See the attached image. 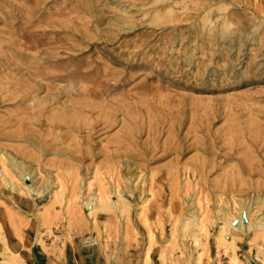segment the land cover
Segmentation results:
<instances>
[{"label": "rangeland", "instance_id": "1", "mask_svg": "<svg viewBox=\"0 0 264 264\" xmlns=\"http://www.w3.org/2000/svg\"><path fill=\"white\" fill-rule=\"evenodd\" d=\"M0 54V146L60 190L0 181V264L83 259L92 246L106 264H198L180 230L193 207L210 230L194 245L199 264H264V234L240 231L236 249L217 235L218 206L264 197V0H0ZM91 90L110 116L52 126ZM127 166L138 188L129 212L85 206L94 192L119 204ZM253 207L254 224L264 203Z\"/></svg>", "mask_w": 264, "mask_h": 264}, {"label": "bare ground", "instance_id": "2", "mask_svg": "<svg viewBox=\"0 0 264 264\" xmlns=\"http://www.w3.org/2000/svg\"><path fill=\"white\" fill-rule=\"evenodd\" d=\"M166 6V5H165ZM201 20V19H200ZM228 26H229V22H226L225 24V31H228ZM231 26V25H230ZM232 27V26H231ZM235 27V26H234ZM220 30V29H219ZM231 32V31H230ZM254 40V39H253ZM251 41V40H250ZM229 48V47H228ZM0 60H3L2 55L0 54ZM38 77H42L43 79H48L50 78V75H48L47 73H42L40 70V73L38 74ZM37 77V76H36ZM52 78H54V76H51ZM56 78H59L58 76H55ZM60 78H62L60 76ZM50 89V88H49ZM84 94L88 95L89 98L87 99H83L80 101H75L73 103H71V101H69L71 104H68V107L64 108L63 110H60L59 112H56L53 115V119H51V123L52 126L54 127H63V126H67L70 129L74 130V131H78V125L79 123L76 121V117L80 115V113L82 112H90L92 115L97 114L96 110L98 108H100L102 114L100 113V115L97 116L96 120L97 122H101L102 119H100L99 117L103 118V117H108L111 115V109L106 108L105 107V102H102V98L104 96V92L103 91H97V90H91L88 93ZM25 98H27V94H25V96H22V99L24 100ZM57 96H52L50 98H48L47 100H44L43 102L39 103L38 109L35 112V114H39L40 112H43L46 107L48 102L50 101H56L57 100ZM90 98H93L94 101H92ZM105 100V99H104ZM104 103V104H103ZM66 104V103H65ZM63 108V107H62ZM71 120L69 122H67L68 120ZM67 122L68 124H63ZM172 124V123H171ZM97 129V128H96ZM129 129V128H127ZM101 131V130H100ZM172 137V136H171ZM176 138V137H175ZM174 138V139H175ZM172 139V138H171ZM119 140H116V142H118ZM175 142V141H174ZM176 143V142H175ZM179 145V144H178ZM164 146V145H163ZM164 148V147H163ZM178 150V146L175 147ZM168 149L166 147L164 148L165 151H168ZM174 149V148H173ZM179 152H183L182 149ZM0 154H1V161L2 163H4L2 167H6V164L4 162L5 159H8V165H10L11 167V171H12V175L10 176L8 174L7 171H2L3 173L0 176V181H3L4 184L8 187H11L13 190L17 189V183L16 181H20L21 185H23L25 187V189L28 191V193L30 195H37L40 197H45L47 196V194L49 193H53L51 191H53V184H51L49 182L48 179H46L41 186H38V179H37V171L34 170L32 168L31 165H29L25 160L20 159L17 155H14L13 153L9 152L7 149H2L0 146ZM63 160V159H62ZM66 160V159H64ZM72 162V161H71ZM69 164V163H68ZM69 166V165H68ZM71 167V166H70ZM128 167V172L126 173V175L123 177L126 179V181H128L127 186L125 189H120V197L122 198V201L118 204L116 201H106L107 198L112 197V195L110 194H106V195H99L97 194V192H94L90 195L87 196V200H86V205L92 212L94 211H98V210H102L103 212H113L116 209H119L121 211L122 214H126L127 212H129L130 207H131V202L128 198L127 194H131V195H135V193L137 192L138 188H135L132 185V181H135V174L132 173V166H127ZM69 168V167H68ZM4 169V168H3ZM72 169V168H71ZM2 170V169H1ZM39 170V169H38ZM65 170V169H64ZM61 171V170H60ZM72 171V170H71ZM71 171H68L69 173ZM197 171V172H196ZM119 173V172H118ZM187 174L191 175L192 172H190L189 170H187L186 172ZM194 176H198L199 175V171L195 170L193 171ZM50 174V173H49ZM97 174V173H96ZM95 174V176H96ZM197 174V175H196ZM57 174H55L56 176ZM71 175V173H70ZM142 175V174H141ZM51 176V174H50ZM69 176V175H68ZM94 176V175H93ZM114 176V175H113ZM119 176V175H118ZM99 177V176H98ZM97 178V176H96ZM111 178V177H110ZM65 179V178H64ZM82 179V178H81ZM83 179L85 180L86 178L83 177ZM117 179V178H116ZM77 180V179H76ZM96 180L95 177L93 178V181ZM155 180L157 181H178L179 180V171L177 172H169L167 175L165 176H160L157 177ZM29 181L31 182V184L29 183ZM59 181V179H58ZM56 181V182H58ZM75 181V180H74ZM92 181V182H93ZM117 181V180H116ZM2 182V183H3ZM11 182V184H10ZM55 183V182H54ZM59 183V182H58ZM91 183V182H90ZM89 183V184H90ZM153 183V182H152ZM61 184V183H60ZM88 184V185H89ZM117 184V183H116ZM187 184V183H186ZM135 185V184H134ZM188 185V184H187ZM187 185H186V189H187ZM62 186V184H61ZM60 186V187H61ZM91 187V185H89ZM88 186V187H89ZM152 186V184H151ZM196 185H194L195 187ZM118 187V185H117ZM128 187V188H127ZM143 187V186H142ZM120 188V187H119ZM197 186L195 187L196 190ZM90 189V188H87ZM143 189V188H142ZM151 189V188H150ZM234 189V188H232ZM66 190V189H65ZM188 190V189H187ZM186 190V191H187ZM200 190V189H199ZM59 189L54 190V193L52 194V197H58L59 196ZM88 191V190H87ZM151 192V191H150ZM192 192V191H190ZM127 193V194H126ZM206 193V192H205ZM9 194V193H7ZM118 194V193H117ZM194 194V193H193ZM11 195V194H10ZM14 195V194H12ZM11 195V196H12ZM205 195V194H204ZM60 196H62L60 194ZM153 195H151L152 198ZM63 197V196H62ZM150 197V196H149ZM191 197V196H190ZM12 198V197H11ZM14 198V196H13ZM16 198V197H15ZM37 198V197H36ZM55 198V199H56ZM59 198V197H58ZM189 198V197H188ZM198 201H199V197ZM53 198V200H55ZM74 199H76V197H74ZM73 199V200H74ZM149 199V198H148ZM187 199V197H186ZM185 199V200H186ZM18 200V199H16ZM20 200V199H19ZM151 200V199H150ZM256 201L253 202L254 203H264V197L262 195H258L255 198ZM56 201V200H55ZM85 201V200H84ZM118 201V199H117ZM197 201V202H198ZM24 202V201H22ZM21 202V203H22ZM63 202V201H62ZM69 202V201H68ZM225 202V201H224ZM230 202V201H229ZM56 204V203H55ZM199 204V202H198ZM225 204V203H224ZM253 204H251V202L246 203L244 201H241L238 204H235L234 202V207H227L226 206H218V211L217 213H219L218 219L220 224L218 225V231H217V235L219 237L220 242L221 241H230L229 244L236 249V242L238 240V235L239 232H245L246 230L248 231H254L257 234H264V212L258 216L257 221L253 224L251 221V216L253 215ZM28 205V204H27ZM57 205V204H56ZM55 205V206H56ZM219 205V204H218ZM29 206V205H28ZM236 206V207H235ZM256 206V205H255ZM193 207V206H192ZM189 208V207H188ZM199 208V207H198ZM144 209V208H143ZM216 209V208H215ZM235 209H237V211H234ZM70 210V209H69ZM148 210V209H147ZM202 211V210H200ZM70 213V212H69ZM188 213V211H187ZM211 213V212H210ZM209 213V214H210ZM59 214V213H58ZM204 214V213H203ZM91 215V213H90ZM98 218H101L104 213H97L96 214ZM119 215H121L119 213ZM130 215V214H129ZM28 216V215H27ZM123 216V215H122ZM121 216V217H122ZM187 216V215H186ZM120 217V216H119ZM253 217V216H252ZM245 219L250 220L249 223L247 221H245ZM54 220V219H53ZM167 220V219H166ZM177 221V220H176ZM129 222V221H128ZM148 222V220H147ZM158 223V222H157ZM147 224V223H146ZM160 224V223H159ZM177 224V223H176ZM148 225V224H147ZM122 226V225H121ZM123 230V229H122ZM181 235L183 236L182 242L184 244V246L189 250L191 258L194 259V261H199L198 264L201 262V258L200 256H196L195 258V249H194V245H202L203 241L200 238L201 237V233H206L207 235L210 233V230L208 229V224L206 222V219H201L198 215L197 209L196 207H193L191 210V214L190 216L187 218L186 220L183 221L182 225H181ZM175 231V230H174ZM122 232V231H121ZM247 232V231H246ZM167 234V233H166ZM125 235V234H124ZM244 235V234H243ZM122 236V235H121ZM193 236V237H192ZM229 236L233 237V240L231 241L230 238H228ZM248 236V235H247ZM256 236V235H255ZM258 236V235H257ZM256 236V238H257ZM91 237V236H90ZM193 238V241L190 242L191 239L189 238ZM218 237H216L218 239ZM119 238V237H118ZM171 238H174L173 235ZM261 238V237H260ZM263 238V237H262ZM82 239V238H81ZM216 239V240H217ZM79 240V239H78ZM92 240V239H91ZM120 240V239H119ZM166 240V238H165ZM176 240V239H175ZM255 240V239H254ZM254 240H252L254 242ZM84 241V240H83ZM81 241V242H83ZM78 243V242H77ZM87 243V242H86ZM107 243V242H106ZM109 243V242H108ZM162 243V242H161ZM85 244V243H84ZM219 244V243H218ZM78 245V244H77ZM108 245V244H107ZM110 245V244H109ZM161 245V244H160ZM220 245V244H219ZM226 245V244H225ZM224 245V246H225ZM123 246V245H122ZM243 246V245H242ZM76 247V246H74ZM116 247V246H115ZM218 247V245H217ZM220 247V246H219ZM262 247V246H261ZM229 248V247H228ZM179 249V248H178ZM253 249V248H252ZM264 249V248H263ZM44 250V249H43ZM119 250V249H118ZM227 250V249H226ZM233 250V249H232ZM4 251V250H3ZM2 251V253H3ZM150 251V250H149ZM147 251V253L149 252ZM263 251V250H262ZM5 252V251H4ZM227 252V251H226ZM131 253V252H130ZM259 254V253H258ZM120 255V254H119ZM201 255V254H200ZM14 255H12L11 259H7L6 257H4L5 260V264H23L22 261L18 260L17 258L13 257ZM18 257V256H17ZM131 257V256H130ZM129 257V258H130ZM148 257V255H147ZM203 257V256H202ZM111 257L109 256V259ZM128 258V259H129ZM132 258V257H131ZM146 258V257H145ZM119 261L122 260L121 257L118 258ZM127 259V261H128ZM147 259V258H146ZM112 260V259H111ZM137 260V259H136ZM145 260V259H144ZM133 261V260H132ZM147 261V260H146ZM145 261V262H146ZM126 262V261H125ZM140 262V261H139ZM205 263L207 261H204ZM234 262L235 264H238V259L235 257L234 258ZM92 263V262H91ZM107 263V262H106ZM117 263V262H116ZM133 263V262H132ZM204 263V264H205ZM134 264V263H133ZM260 264V263H259Z\"/></svg>", "mask_w": 264, "mask_h": 264}, {"label": "crops", "instance_id": "3", "mask_svg": "<svg viewBox=\"0 0 264 264\" xmlns=\"http://www.w3.org/2000/svg\"><path fill=\"white\" fill-rule=\"evenodd\" d=\"M91 253L88 254V256L84 257L83 259H78L73 257L70 253L63 259H51L49 261L45 262H39L38 260L30 262H25L23 264H106L104 263L103 257L101 255L99 256L97 254L96 248L91 247ZM93 250V251H92ZM92 262V263H91Z\"/></svg>", "mask_w": 264, "mask_h": 264}, {"label": "water", "instance_id": "4", "mask_svg": "<svg viewBox=\"0 0 264 264\" xmlns=\"http://www.w3.org/2000/svg\"><path fill=\"white\" fill-rule=\"evenodd\" d=\"M245 221H247V222H248V220H247V219H245Z\"/></svg>", "mask_w": 264, "mask_h": 264}]
</instances>
